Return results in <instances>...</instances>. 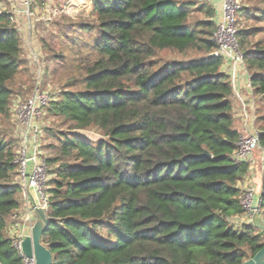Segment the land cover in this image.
Wrapping results in <instances>:
<instances>
[{
	"label": "trees",
	"instance_id": "obj_1",
	"mask_svg": "<svg viewBox=\"0 0 264 264\" xmlns=\"http://www.w3.org/2000/svg\"><path fill=\"white\" fill-rule=\"evenodd\" d=\"M87 1L94 21L67 24L77 36L62 32L58 54L51 50L79 72L48 102L63 128L48 130L55 153L45 158L41 243L52 264H242L264 247V233L234 222L244 215L238 183L249 164L231 158L240 133L223 60L211 57L214 9L203 0ZM242 6L238 26H255L238 27L237 43L264 109V45L247 42L264 34V0ZM196 13L203 18L191 22ZM24 44L3 12L0 115L26 67ZM163 51L193 56L163 62ZM92 127L104 139L75 133ZM258 145L264 149V130ZM18 147L0 133V264H23L7 231L21 217ZM259 203L264 219V159Z\"/></svg>",
	"mask_w": 264,
	"mask_h": 264
},
{
	"label": "rangeland",
	"instance_id": "obj_2",
	"mask_svg": "<svg viewBox=\"0 0 264 264\" xmlns=\"http://www.w3.org/2000/svg\"><path fill=\"white\" fill-rule=\"evenodd\" d=\"M5 8L4 13L15 16L13 22H10L20 34L21 40L24 44L26 38L31 41L40 55V73L37 75V65L29 58L25 69L15 78L10 84L12 90L10 108L7 115H0V133L6 134L8 138L15 141L17 146L20 141V133L23 127L17 124L14 117V111L19 104L24 103L33 96L36 90L45 92L51 99L56 96L64 88L68 87V82L73 78H78L79 72L69 63H63L59 60L53 59V52L58 54L59 42L63 40L62 32L68 36H77L76 31H71L65 28L69 23H92L94 15L91 4L87 0H31L28 12L30 16L23 13L14 15L13 11L24 10L21 0H0ZM242 5H259V0H239ZM250 2V3H249ZM203 18L201 13H196L192 16L191 22ZM255 26V23L250 19H241L239 21V29L250 28ZM63 29V30H62ZM61 30V31H60ZM42 40L44 41L42 43ZM248 44H255L262 42L264 45V34H259L248 39ZM46 45V47H43ZM51 50L53 52H51ZM26 56V48H23ZM193 54L178 55L167 51L159 52L157 59L165 62L175 59H187ZM39 64V62H38ZM241 65L237 67L236 78H246ZM256 106V105H255ZM37 125L40 127L42 133V141L40 144L41 157L51 158L54 156L55 150L50 146L54 144V140L48 135V130H62L57 118L53 117L48 111V103L41 109L40 117L37 119ZM260 133L264 130V125H257ZM76 134L88 139L92 143L104 139L101 132L95 128H89L83 131H76ZM255 153V151H254ZM253 153V156H254ZM257 164L254 163V168L258 167L261 172V165L264 159V149L258 148L256 150ZM46 160V159H45ZM256 191L261 187L258 180H255ZM259 183V184H258ZM33 192V191H32ZM34 193V192H33ZM35 195V194H34ZM23 213V212H22ZM21 213V214H22ZM17 221H15L16 223Z\"/></svg>",
	"mask_w": 264,
	"mask_h": 264
},
{
	"label": "built area",
	"instance_id": "obj_3",
	"mask_svg": "<svg viewBox=\"0 0 264 264\" xmlns=\"http://www.w3.org/2000/svg\"><path fill=\"white\" fill-rule=\"evenodd\" d=\"M31 0H21L24 10L13 11L14 15L23 13L30 16L28 12ZM243 8L239 0H220V10L215 13V31L213 33V41L217 45V50L213 53L215 57H220L228 66V76L230 86L234 97L237 99L239 107L241 108L242 131L236 143L235 150L231 158L236 163H248L249 171L243 178L244 185L241 188L240 204L244 211L239 219L235 220V226L239 227L243 224H248L252 218V207L258 206L257 212L260 215V204L257 200L255 203V186L250 181L249 172L254 167L253 153L259 148L258 139L260 132L257 127V112L254 100L247 102L239 93L236 83L239 78L237 76V67L241 65L246 75V88L253 92L249 75L243 64V54L240 52L237 43L238 23L236 20L237 14ZM5 11L3 3L0 1V15ZM15 16L9 15L10 22L14 21ZM29 58L37 65V75L40 73V55L36 50L31 49ZM39 62V64H38ZM50 98L45 92L36 90L32 97L24 103L19 104L15 111L14 117L17 124L23 127L20 133L19 147L15 164L17 165V182L22 191L26 192L28 189L34 192L36 196V206L47 209L48 197L46 194V185L48 181V168L45 159L41 157L40 144L43 140L40 127L37 125V119L40 117L41 109L47 105ZM25 211L21 214L20 220L14 223L13 231L9 229V236L12 239V247L20 254L23 264H34L33 258H25L21 253V240L24 237L22 228L31 227L33 207L30 198L25 195Z\"/></svg>",
	"mask_w": 264,
	"mask_h": 264
},
{
	"label": "crops",
	"instance_id": "obj_4",
	"mask_svg": "<svg viewBox=\"0 0 264 264\" xmlns=\"http://www.w3.org/2000/svg\"><path fill=\"white\" fill-rule=\"evenodd\" d=\"M205 1L206 3H208L215 11V13L219 12L220 10V0H203ZM246 6V5H245ZM24 46L23 48H26V56H24L27 61L29 60V58L27 57L28 53H30V50L31 49H34L35 46L34 44L29 40L28 38H26L25 42H24ZM25 52V51H24ZM25 55V53H24ZM221 71L225 74L228 75V66L223 63L222 65V68H221ZM23 74H25L24 72H22ZM246 76V75H245ZM247 78V77H246ZM246 78H239L237 83H236V87L239 91V93L241 94V96H243V98L249 102L251 100H254L255 102V105H256V112H257V115L259 113H261V111H263V104L259 101V97L255 96L253 92H250L247 88H246V84H247V79ZM253 91V90H252ZM231 100H232V115H233V119H234V126H235V129L241 133L242 131V118H241V108L239 107V104H238V101L237 99L234 97V94H232V97H231ZM254 163L257 164V158L256 157V151L254 153ZM249 178H250V181L251 183L253 184V186H255V194L257 195V197L260 195L261 193V187L256 191V187L258 188V186L256 185V182L255 180H258L259 183H261V172L259 171L258 167L256 166V168L252 167L250 172H249ZM258 183V184H259ZM244 185V179L241 180L239 183H238V187L241 189L242 186ZM261 186V184H260ZM27 194V196L33 200H36V196L34 195V193L28 189L26 192L22 191L20 192V200H21V206L20 208L15 212V214L19 215L20 213L24 212L25 210V195ZM32 223H31V226L32 224L34 223V216H33V212H32ZM260 220H262L263 218L261 217V215L258 214V216ZM264 220V219H263ZM15 221H17V219L15 218H11L9 220V224H8V227H7V231L10 232V228L11 230L13 231L15 228L13 227ZM30 228L31 227H25V228H22L21 227V232H23L24 236L26 235H29V232H30ZM255 228V227H254ZM259 232L260 229L256 228ZM8 232V234H9Z\"/></svg>",
	"mask_w": 264,
	"mask_h": 264
},
{
	"label": "water",
	"instance_id": "obj_5",
	"mask_svg": "<svg viewBox=\"0 0 264 264\" xmlns=\"http://www.w3.org/2000/svg\"><path fill=\"white\" fill-rule=\"evenodd\" d=\"M215 57V54H211ZM260 195L255 196V203L259 202ZM33 207L34 223L30 228L29 235H26L21 240V253L25 258H33L34 264H52V255L50 251L41 243L42 235L47 231L49 218L45 208L36 206L33 199L30 198ZM260 204V203H259ZM258 206H253L252 210L257 211ZM252 211V218L248 223L249 226L260 229L264 233V220H260L258 213ZM242 264H264V247L260 249L253 257L249 258Z\"/></svg>",
	"mask_w": 264,
	"mask_h": 264
}]
</instances>
